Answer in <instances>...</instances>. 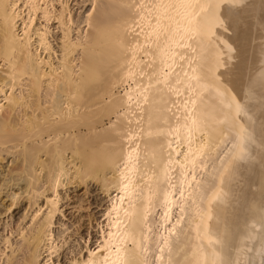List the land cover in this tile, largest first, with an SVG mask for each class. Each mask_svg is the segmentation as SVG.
Masks as SVG:
<instances>
[{"label":"bare ground","instance_id":"6f19581e","mask_svg":"<svg viewBox=\"0 0 264 264\" xmlns=\"http://www.w3.org/2000/svg\"><path fill=\"white\" fill-rule=\"evenodd\" d=\"M75 1L0 0V264H264V0Z\"/></svg>","mask_w":264,"mask_h":264},{"label":"rangeland","instance_id":"374dc122","mask_svg":"<svg viewBox=\"0 0 264 264\" xmlns=\"http://www.w3.org/2000/svg\"><path fill=\"white\" fill-rule=\"evenodd\" d=\"M73 1L76 4V1L75 0H73ZM83 1L84 0H82V2ZM74 2H73V4H72V2H70V6H72V5L75 6ZM79 2L82 3L81 0H79ZM77 4H78V1H77ZM57 5H59V4H57ZM74 6H72V7H74ZM75 9L73 8V10H72V14L74 13L73 14L74 16H72V18L74 17L73 20H75V18H78L77 16H75L77 14L75 12H78V10L77 9L75 10ZM73 11H75V12H73ZM77 21H78V19L75 20L76 23H77ZM50 25L54 26V27L58 26V24L56 22V19L52 20L50 22ZM57 29H55L56 32H58ZM57 36H58V33H57ZM95 188H96V186L94 185L93 189L95 190ZM77 191H78V193L77 192H73L71 194V197H73V198H65V200H62V203H63V201H65V202L63 204L64 206H62L61 208H62V210L64 209V213H65V216H63L64 221H66L69 224V226H70V230H68V233H66V235L67 236L69 235L68 238H70L69 240H71V238L72 239H76V237L78 238L79 234H82L84 238L81 239V241L79 239V241L82 242L81 244L83 245V250L82 251L86 252L87 251V247H93L94 248L95 245H97V242H95L97 240H95V239H98V237L101 235V233L99 231L100 230L99 222L103 221V223L106 224V220L104 218H101V217H104V216H100L102 214L100 212H103V211H100L98 213H97V211L99 209L103 210L104 209L103 207L106 208V204L108 202H107V199H106L105 202L103 203L104 205H102V207H100V208L98 207L99 208L98 209V208H96L94 206L95 204H92V205L90 204V201H93V196H91L92 193L89 194V192H88V193H86V196H85V188L84 187L83 188L82 187L78 188ZM74 194H76V195H74ZM77 196H78V198L81 196V198H83V199L82 200H78ZM67 199H68V201H66ZM94 216H95V218H94ZM97 221H98V223H97ZM97 224H98V227H97ZM91 234H92L93 237L91 236ZM90 237L92 238V240L90 239ZM84 240H85V242H84ZM85 243H87V244H85ZM84 245H86L87 247H85ZM56 257L57 256L54 254L53 259H55V261L57 260ZM62 257H63V255H61V259H62ZM56 263L58 264L57 261H56Z\"/></svg>","mask_w":264,"mask_h":264}]
</instances>
